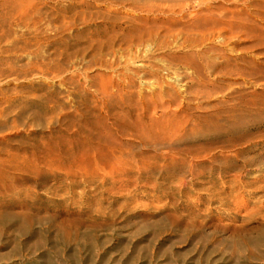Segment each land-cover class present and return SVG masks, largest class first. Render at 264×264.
<instances>
[{"label": "rangeland", "instance_id": "374dc122", "mask_svg": "<svg viewBox=\"0 0 264 264\" xmlns=\"http://www.w3.org/2000/svg\"><path fill=\"white\" fill-rule=\"evenodd\" d=\"M255 5L264 10V0H0L13 29L0 50L25 29L13 17L33 6L59 7V22L41 16L35 28L54 36L59 26L68 44L77 33L83 45L136 27L135 39L118 40L94 64L90 48L60 73L0 76V96L11 98L0 103V264H264V123L241 131L238 144L204 137L189 147L184 138L240 102L264 117L255 96L264 77L237 74L227 61L264 56L238 48L264 40ZM251 25L248 36L237 30ZM22 55L17 68L27 67ZM38 84L59 88L64 105L49 102L38 122L37 107L18 117L45 94ZM79 100L104 126L58 133L66 113L81 112ZM127 123L147 130V141ZM60 137L65 146L50 148Z\"/></svg>", "mask_w": 264, "mask_h": 264}, {"label": "bare ground", "instance_id": "6f19581e", "mask_svg": "<svg viewBox=\"0 0 264 264\" xmlns=\"http://www.w3.org/2000/svg\"><path fill=\"white\" fill-rule=\"evenodd\" d=\"M95 1H93L94 3ZM122 3V2H120ZM72 4V3H71ZM70 5V4H68ZM74 5V4H73ZM88 6V3H85ZM89 7V6H88ZM255 10L251 12L253 16H262L264 14V10L261 9L259 5H255ZM41 8L39 6L34 7L31 10H23L18 17H13V21L19 22L23 24L25 29L22 34L18 37H14L11 41L10 45L4 46L0 50V76L2 75H14L16 77H27L32 71L39 70L44 73H50L52 71H56L58 73L63 72L65 69L69 68L74 61V58L78 56H85L89 49L94 50V54H90V59L88 64H94L96 61H100V57L98 59L95 57L96 54L101 56L104 52L109 53L112 51L113 46L119 40L121 43H125L131 40V38L136 36L134 33L136 32V27H132L125 31L122 35H103L102 39H92L90 42L89 39L82 40L83 45L81 43L82 33H77L76 39H74V44H68L67 40H63L58 32L59 26L55 27L54 36H38L39 33L36 30V26L41 21V16L49 20H54L56 23L59 22L61 17V12L59 11V7L52 9L49 7L45 9L44 15L40 12ZM8 14H1L0 16V41L9 38L13 34V29L9 27V23L7 22ZM258 16V17H260ZM11 17V16H10ZM77 18L80 20V16L77 15ZM34 26V27H33ZM114 24L107 25V29H111L114 31ZM4 28V29H1ZM34 28V30L32 29ZM101 30L103 28H100ZM255 29L254 25L250 27L243 28L237 27V30L241 31L248 36L251 30ZM33 30V31H32ZM36 30V31H35ZM61 31H64L61 29ZM108 36V37H107ZM263 41H249L247 43H243L238 45V48L250 52L253 49H261L264 51V48L261 46ZM28 53L27 59L29 61L24 65H21V68L15 67L16 61H22L25 57L22 55L23 53ZM178 61H187L189 57H177ZM233 60L232 64L233 72L237 74L244 75L246 77H250L252 75L255 76H263L264 77V56L261 58L260 62H256L252 56H236L230 57L227 59L229 62ZM239 61V62H238ZM192 67L195 69V72L200 74L201 68L200 65L194 59L189 60ZM67 82L73 85L74 93L77 96L81 97V93L83 89L81 88V84L78 80L68 78ZM50 86L46 85L45 87L42 84H38V89H44L45 94L41 96L40 100H28L25 106H21L18 110V117H22L27 112V107H37L35 112H32L30 115L34 117L35 122L39 121V117L41 113L48 112L52 110V106L48 105L49 102H55L58 105H64L63 102L56 99L57 94L61 92L59 88L54 87L52 90L49 89ZM82 89V90H81ZM200 92L197 90L194 94H199ZM203 95V93H201ZM256 100L260 102L264 106V92H259L255 94ZM44 97L45 101L42 100ZM85 99H87V95H84ZM11 98H5L0 96L1 102H10ZM80 100L77 102L79 108H81V112L77 115L68 114L65 115L64 118V128H60L57 132L63 133L66 130H69L72 127H76V130L79 132H84L87 136L91 135L93 132H99L101 127L104 126V121L101 118V115H95L96 109L94 107L82 106L84 101ZM53 106H57V105ZM54 108V107H53ZM225 117H222V121L210 120V123L201 124L200 127H192V129L184 134V138L187 139L189 147L198 146L195 145L194 140H199L204 137L211 138L210 144L224 142L227 144H238L247 139L245 134H242L243 130H250L255 124L264 123V117L254 119L253 112L250 110L249 104H244L240 102V105L233 106L228 112H226ZM216 115H210L209 117H215ZM80 117V118H79ZM120 117V116H119ZM115 118V120L119 119ZM205 120V119H204ZM200 121V120H199ZM201 123V122H200ZM128 126H131L135 135L143 141H147L146 131H140L137 127H135L132 123H127ZM120 132H124V129H119ZM59 144L53 143L50 148H55L57 146L62 145L65 146L63 139L60 137ZM199 147V146H198ZM196 150V149H195ZM66 156H71L70 152H65ZM234 155V154H233Z\"/></svg>", "mask_w": 264, "mask_h": 264}]
</instances>
